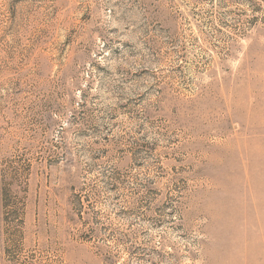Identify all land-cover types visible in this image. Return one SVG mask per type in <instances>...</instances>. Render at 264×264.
<instances>
[{
    "label": "rangeland",
    "instance_id": "rangeland-1",
    "mask_svg": "<svg viewBox=\"0 0 264 264\" xmlns=\"http://www.w3.org/2000/svg\"><path fill=\"white\" fill-rule=\"evenodd\" d=\"M0 264H264V0H0Z\"/></svg>",
    "mask_w": 264,
    "mask_h": 264
}]
</instances>
